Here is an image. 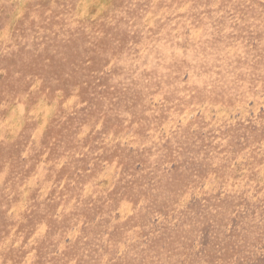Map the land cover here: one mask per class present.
Returning a JSON list of instances; mask_svg holds the SVG:
<instances>
[{
  "label": "rangeland",
  "instance_id": "374dc122",
  "mask_svg": "<svg viewBox=\"0 0 264 264\" xmlns=\"http://www.w3.org/2000/svg\"><path fill=\"white\" fill-rule=\"evenodd\" d=\"M0 264H264V0H0Z\"/></svg>",
  "mask_w": 264,
  "mask_h": 264
}]
</instances>
